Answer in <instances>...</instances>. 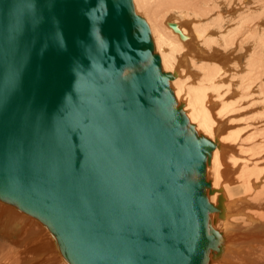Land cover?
I'll use <instances>...</instances> for the list:
<instances>
[{"label": "water", "instance_id": "1", "mask_svg": "<svg viewBox=\"0 0 264 264\" xmlns=\"http://www.w3.org/2000/svg\"><path fill=\"white\" fill-rule=\"evenodd\" d=\"M173 79L133 0H0V199L72 264L221 254L206 177L217 144Z\"/></svg>", "mask_w": 264, "mask_h": 264}, {"label": "bare ground", "instance_id": "2", "mask_svg": "<svg viewBox=\"0 0 264 264\" xmlns=\"http://www.w3.org/2000/svg\"><path fill=\"white\" fill-rule=\"evenodd\" d=\"M232 1L133 0L136 12L147 21L150 27L155 51L157 50L161 58L163 70L174 75L171 88L178 106L182 107L183 112L199 134L203 131L207 139L217 144L206 167L207 181L211 184L207 195L215 206L219 205V198H222V217L217 215L218 212H216L217 214L212 213L210 224L220 233L223 245L219 257L214 258L211 253L208 264H258L260 256L264 255L261 254L264 250V229H262L264 226L262 227L258 223L260 220L262 221L263 217L261 216L259 219L258 216L255 217L248 212V199H237L232 195L227 198L223 194L225 191L232 190L234 184L239 183L236 181V171L239 168L238 156L235 154L236 161L232 154L236 147V144L232 145L237 141L236 135H229L231 130H228L227 126H223V120L225 116L228 117V114L236 112L240 103L237 101L240 92L234 83L227 87V90H224L222 84H225L226 87L225 79L228 77L223 78L228 75V69H235L230 68L235 56L232 59L233 52H229V50L231 51L237 44L245 46L251 44L254 52L251 53L253 63L250 70L256 78L250 79L247 76L249 79L246 82L248 83H244L242 89L240 86L238 88L243 91V98L252 100L254 97V102L257 100V92H259H256V89L258 87L263 89V85L257 81L261 79L264 71V0L258 1V5L255 3V8L253 5L254 9H249L248 12L239 16L237 12L235 15L234 10H230V8L224 11L228 4L231 6ZM228 11L229 13H227ZM215 15L217 16L216 20ZM250 49L251 46L247 48V50ZM236 70L239 71V69ZM248 73L250 71L245 74L248 75ZM242 78L244 79V76ZM259 99L261 98L259 97ZM245 101L247 100L245 99ZM239 108L241 109V106ZM245 134L244 136L240 135L244 138ZM249 135L248 140L252 137ZM252 141H254L253 138L249 142ZM236 149L238 148L236 147ZM252 155L254 156V154ZM243 162H246L245 159ZM251 162H247V165ZM258 165L260 166V164ZM245 167L249 168L246 165ZM258 168L262 169V166ZM208 177L212 180L209 181ZM252 177L254 178V176ZM252 177L248 178L247 193H249L250 186L255 188L260 185L257 182L260 176L255 181ZM210 190L213 191L212 194ZM254 191L256 189L250 193L252 194ZM251 206L253 205L251 204ZM261 213L263 214V211ZM242 221L252 227L244 228L243 224V229H241ZM0 222L2 224L0 225V235L5 234L8 239L10 238V244L15 249L12 254L1 258L0 264H72L64 254L57 236L44 223L1 199ZM260 223L263 225L264 219ZM251 229L254 231L262 229L263 232L261 231L259 235L253 233V236L241 233V230L250 231ZM50 238L54 240V243L52 240L49 241ZM42 259L45 261L43 262Z\"/></svg>", "mask_w": 264, "mask_h": 264}, {"label": "rangeland", "instance_id": "3", "mask_svg": "<svg viewBox=\"0 0 264 264\" xmlns=\"http://www.w3.org/2000/svg\"><path fill=\"white\" fill-rule=\"evenodd\" d=\"M240 1V2H239ZM233 0L232 1V4H231V6H229V4L226 6V8H225V10L224 11H226V10H228L229 8H230V10H234V12L233 13H235V15H237L238 14V16L240 15V14H245L244 12H246L247 10H249V9H254L255 8V6H256V4L258 5V1H260V0H253V1H251V0ZM251 1V2H250ZM244 2V3H243ZM250 2V3H249ZM246 3H248V4H246ZM256 3V4H255ZM243 4V5H242ZM244 4H245V6H244ZM247 5V6H246ZM252 5V6H251ZM253 5H254V8H253ZM244 6V7H243ZM248 7V8H247ZM238 8V9H237ZM246 8V9H245ZM245 9V10H244ZM236 12H237V14H236ZM242 12V13H241ZM248 12V11H247ZM227 13H229V11L227 12ZM226 16H227V14H226ZM217 19V16L215 15V20ZM171 30V29H170ZM172 31V30H171ZM219 33H221L220 31H218ZM177 36V35H176ZM245 45H236L235 46V48H232L231 49V51L229 50V52H233L232 53V59L234 58V56H235V59L232 61V64L230 65V68H235L234 70L236 71H234V70H231V69H228V75L227 76H225L223 79H225L226 77H228V78H226L227 80H228V82H227V80L225 79V81H226V87H225V84H222L223 85V88H224V90H227V87H229L230 85H232L233 83L234 84H236V88H237V90H239V92H240V96L236 99L238 102H240V103H242V104H240L239 103V106H238V108L241 106V109L239 108H237V110H236V112H234V113H230V114H228L227 116L229 117H226L225 116V119L223 120L224 121V125L223 126H227V128H229L228 130H231V133L229 134L230 136L231 135H236L235 137H236V139H237V141H236V143H232V145H234V144H236V147L238 148V149H236V147L234 148V150H236V151H234L233 150V152H232V154H233V157L235 158V160H236V158H237V156H238V164H239V168L237 169V180L236 181H238L239 183L237 184H234L233 185V188H232V190H230L229 192H227V191H225L223 194H225L226 195V197L228 198V196L230 197L231 195L232 196H234L235 198H246V199H248L247 200V205H249V209H248V212L249 213H252V215H254L255 217H259V219H261V216L263 217L262 218V221L260 220L258 223H259V225H261L262 227L264 226V223H263V225H262V223H260V222H263V219H264V198H261V197H264V71H263V75L261 76V79L263 80H261V79H259L258 81H257V83L259 82V83H261L263 86V89L260 87H258L257 89H256V92L257 91H259V92H257V97H256V99L257 100H255L256 102H254V97L252 98V100L251 99H247L246 97L245 98H243V91L241 90L242 88H243V85H244V83L246 84V83H248V82H246L249 78L248 77H250V79H253V78H256V76H254V74H252V72H251V67L250 66H252V63H253V55L251 54V53H253L254 52V49L252 48V45L250 44V46H251V51L250 50H247V48L249 47L250 48V46L249 45H246L247 46V48H245L244 47ZM243 47V48H242ZM242 49V50H241ZM156 53H157V50L155 51ZM245 54H244V53ZM243 53V54H242ZM158 54V53H157ZM241 54V55H240ZM246 56V57H245ZM242 60V61H241ZM250 61H251V63H250ZM238 63V64H237ZM234 64V65H233ZM248 64V65H247ZM243 65H244V67H248V68H244L243 67ZM247 65V66H246ZM236 66V67H235ZM250 67V68H249ZM241 68H243V69H241ZM236 69H239V71L240 70H242V71H238V70H236ZM247 69V70H246ZM229 70H231V71H229ZM194 71V70H193ZM248 71H250V73H248V75H246L245 73H247ZM231 72V73H230ZM235 73V74H233V73ZM242 72V73H241ZM237 73V74H236ZM242 74H245V75H243L244 76V79L246 78V80H244L242 77ZM236 75V76H235ZM251 75V76H250ZM230 76V77H229ZM246 76V77H245ZM231 80V81H230ZM244 80V81H243ZM250 81V80H249ZM252 81V80H251ZM232 82V83H231ZM243 82V83H242ZM263 82V83H262ZM229 84V85H228ZM242 85V86H241ZM241 87V89L240 88H238V87ZM260 89V90H259ZM262 91V92H261ZM256 96V95H255ZM261 98V99H259L258 100V98L259 97ZM245 99L247 100V101H245ZM249 100V101H248ZM242 101V102H241ZM251 101V102H250ZM253 101V102H252ZM246 102V103H245ZM250 103V104H249ZM229 105H231V103H229ZM244 105V106H243ZM246 106V107H245ZM242 109H243V112H242ZM242 113V114H241ZM237 115H239V116H237ZM259 115V116H258ZM260 115H262L261 117H260ZM227 119V120H226ZM251 119V120H250ZM257 130H259V131H257ZM238 132V133H237ZM202 133V134H201ZM233 133V134H232ZM244 133H246L245 134V137L243 138L242 136H244ZM257 133V134H256ZM258 133H259V135H258ZM205 133L202 131V132H200V135H203V136H205V137H207L206 136V134L204 135ZM240 134H242V136L240 135ZM249 136H252V137H250L251 139L253 138V140L254 141H252V142H249V141H251V139L249 138V140H248V135ZM240 135V136H239ZM247 135V136H246ZM253 135H254V137H253ZM242 138V139H241ZM256 139V140H255ZM243 140V141H242ZM259 142H258V141ZM244 142V143H243ZM243 143V144H242ZM249 143V144H248ZM254 143V144H253ZM242 144V145H241ZM253 144V145H252ZM230 146H232L231 144H229ZM241 145V146H240ZM244 145H245V147H244ZM235 146V145H234ZM233 147V146H232ZM243 149H242V148ZM245 149H247L246 151H245ZM250 149V150H249ZM235 152V153H234ZM244 154H243V153ZM248 152H249V154H248ZM243 154V155H241V154ZM256 153V154H255ZM235 154H237V156L235 155ZM252 154H254V156L252 155ZM240 155V156H239ZM250 156V158H249V156ZM246 156V157H245ZM239 157H240V159H239ZM241 157H242V160L244 161V159H245V161L246 162H241ZM248 157V158H247ZM250 160V161H248V160ZM236 160V161H237ZM254 160V161H253ZM257 160V161H256ZM252 161V162H251ZM247 162H251V164L249 163V165H247L248 163ZM254 162V163H253ZM255 163H256V166H258V167H261L262 166V169H259L258 167L256 168V166H255ZM263 165H262V164ZM258 164H260V166L258 165ZM245 165L246 166H248L249 168H247V167H245ZM255 166V167H254ZM253 174V175H252ZM252 176H254V178L252 177ZM259 176H260V179H258L259 178ZM253 178L254 179V181L256 180V179H258L257 180V182H258V184H260V185H258V186H255V188H252L251 186H250V189L248 190V192L249 193H247V187H248V178ZM208 180L210 181V180H212L211 178H209L208 177ZM235 186V187H234ZM244 188V189H243ZM242 189V190H241ZM256 189V191H254V192H252V194L250 193L252 190H255ZM263 189V190H262ZM229 193L228 195H227V193ZM222 194V195H223ZM245 194H247V195H245ZM249 194H251V195H249ZM255 194V195H254ZM263 194V195H262ZM245 195V196H244ZM238 196V197H237ZM256 197V198H255ZM252 198H253V200H252ZM255 199V200H254ZM258 201H257V200ZM261 200V201H260ZM253 201V202H252ZM260 201V202H259ZM263 201V202H262ZM256 202V203H255ZM251 204L253 205V206H251ZM257 204V205H256ZM261 204V205H260ZM257 206V207H256ZM258 206H260V207H258ZM252 210H251V209ZM256 208V209H255ZM261 210V211H263V214L261 213V211L259 212V210ZM23 214V213H22ZM215 214H217V213H215ZM217 215H219V214H217ZM27 216V215H26ZM30 218H31V216H29ZM34 219V218H33ZM34 220H36V219H34ZM36 223H37V221H36ZM243 224H244V226H243ZM0 225H2L1 224V222H0ZM249 225V226H248ZM244 228H246V227H248V228H250V227H252L250 224H245V222L243 223V221L241 222V229H243V227ZM262 229H264V228H262ZM262 229H258V231L256 230V231H254L253 229H251L250 231H244V230H241V233H248V234H250V236H253L254 234H260L261 233V231L263 232V230ZM253 230V231H252ZM10 231V230H9ZM254 233V234H253ZM263 237H264V232H263ZM10 239V238H9ZM9 239L6 237V235L5 234H3V235H0V248H2V249H0V259L1 258H3V257H6V256H8L10 253L12 254L14 251H15V249L11 246L12 244H10V241H9ZM53 241V243H54V240L53 239H51L50 238V240L49 241ZM2 241V242H1ZM3 245V246H2ZM54 247V246H53ZM55 251L57 252V249H55ZM57 254H58V252H57ZM261 254H264V250L261 252ZM59 255V254H58ZM29 261V260H28ZM42 261L44 262L45 261V259H42ZM27 262V261H26ZM259 263L258 264H264V255H261L260 256V258H259V261H258Z\"/></svg>", "mask_w": 264, "mask_h": 264}]
</instances>
